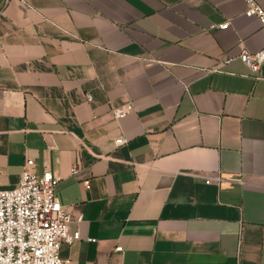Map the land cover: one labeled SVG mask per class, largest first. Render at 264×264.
Returning <instances> with one entry per match:
<instances>
[{
    "label": "crops",
    "instance_id": "1",
    "mask_svg": "<svg viewBox=\"0 0 264 264\" xmlns=\"http://www.w3.org/2000/svg\"><path fill=\"white\" fill-rule=\"evenodd\" d=\"M246 10L0 0V190L27 158L61 177L70 264H264V65L238 58L264 25Z\"/></svg>",
    "mask_w": 264,
    "mask_h": 264
},
{
    "label": "built area",
    "instance_id": "2",
    "mask_svg": "<svg viewBox=\"0 0 264 264\" xmlns=\"http://www.w3.org/2000/svg\"><path fill=\"white\" fill-rule=\"evenodd\" d=\"M244 1L247 4L246 15L257 17L264 25V8L256 0ZM219 27L228 29L229 23ZM238 58L253 72H258L264 65V47L256 53L243 50ZM232 61L233 58L228 57L223 64ZM87 99L91 101L92 96L88 94ZM129 111L130 106L126 105L113 110V114L122 119ZM116 142L123 144L126 140L120 138ZM33 166L34 159L27 158L18 186L0 190V264H70L61 256V249L63 245L81 240L82 233L80 229H70L74 219L57 197L61 177L49 169L38 174L31 170ZM78 171L73 167L71 172L77 175ZM211 182L207 180L208 184ZM84 185L89 188L88 181ZM76 221L83 222V216ZM122 250L121 246L116 248L118 252Z\"/></svg>",
    "mask_w": 264,
    "mask_h": 264
}]
</instances>
